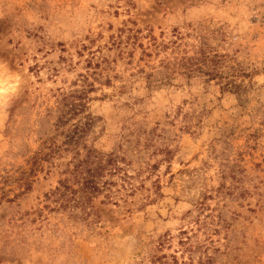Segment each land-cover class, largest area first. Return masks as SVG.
<instances>
[{
  "label": "rangeland",
  "instance_id": "obj_1",
  "mask_svg": "<svg viewBox=\"0 0 264 264\" xmlns=\"http://www.w3.org/2000/svg\"><path fill=\"white\" fill-rule=\"evenodd\" d=\"M73 124L123 158L87 219L47 197ZM198 220L264 264V0H0V264L189 261Z\"/></svg>",
  "mask_w": 264,
  "mask_h": 264
},
{
  "label": "trees",
  "instance_id": "obj_2",
  "mask_svg": "<svg viewBox=\"0 0 264 264\" xmlns=\"http://www.w3.org/2000/svg\"><path fill=\"white\" fill-rule=\"evenodd\" d=\"M70 96H77L71 94ZM70 106L68 111H76L77 105L72 102L66 103ZM60 123L64 120L62 116L59 119ZM86 126L80 124H73L65 133V145L67 149L75 151L74 161L72 166L65 170L66 176L59 181V185L47 197L53 202L59 204L62 208H80L82 210L81 217L87 219L88 216L96 211L94 204L99 195L104 194L108 199L111 198L112 184L115 183L110 180L122 167L120 160L123 158L115 152L103 153L93 148L86 149L85 154L81 155L80 140L86 132ZM102 203L104 200L101 201ZM207 216H212L208 214ZM198 227L193 226L189 229L185 228L181 231V238L179 240L182 254H188V260H180L176 254H149L142 264H212L214 256L209 255L207 251V242H201L197 239V232L202 227H208L206 221H196ZM196 239V240H195ZM209 238H206L208 240ZM167 239L162 238L159 241L158 250L165 246ZM205 240V241H206ZM212 240H210V243ZM205 249L202 251L203 246ZM178 251V250H176ZM199 252V256L195 254Z\"/></svg>",
  "mask_w": 264,
  "mask_h": 264
}]
</instances>
